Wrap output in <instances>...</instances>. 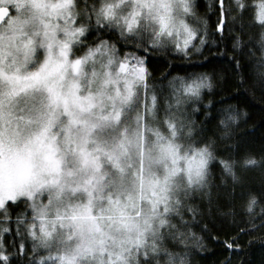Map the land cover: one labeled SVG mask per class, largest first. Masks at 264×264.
<instances>
[{
    "label": "snow or ice",
    "instance_id": "1",
    "mask_svg": "<svg viewBox=\"0 0 264 264\" xmlns=\"http://www.w3.org/2000/svg\"><path fill=\"white\" fill-rule=\"evenodd\" d=\"M200 7L0 0V264H19L13 248L24 264H189L216 146L230 138L237 115L222 109L220 135H208L196 114L207 117L211 103L198 105L215 77L167 69L178 57L211 53L232 13L251 14L264 83V0L227 8L215 0L214 30ZM244 27L231 37L241 57L251 54ZM150 54L169 61L158 69L160 88ZM219 163L239 182L235 162ZM256 204L249 194L247 211Z\"/></svg>",
    "mask_w": 264,
    "mask_h": 264
},
{
    "label": "trees",
    "instance_id": "2",
    "mask_svg": "<svg viewBox=\"0 0 264 264\" xmlns=\"http://www.w3.org/2000/svg\"><path fill=\"white\" fill-rule=\"evenodd\" d=\"M83 3V0H80ZM233 0H225L227 8ZM201 5L198 13L210 17L208 25L214 30L218 12L209 10L208 5L215 0H196ZM232 13L226 22L224 39L213 46L211 53L204 57L191 60L176 58L171 60L173 76L187 77L194 73H205L215 77L214 87L204 90L203 107L211 103L207 117L198 112L196 123L203 127L208 135H220L218 131L221 111L231 108L237 119L232 124L230 138L218 142L216 160L212 164V184L209 196L203 201L196 221L193 222V239L190 242L187 259L189 264H264V83L259 78V61L261 53L258 45L252 47L259 35V26L252 21L251 14L243 19L236 18ZM247 26V27H244ZM244 27V43L249 46L251 54L240 56L239 51L233 50L231 37L239 35L236 29ZM219 35V34H217ZM249 36L254 39L250 42ZM219 49V52L216 49ZM240 59L242 71L234 72V61ZM168 59L159 54H150V67L154 72L157 88H160L158 69L168 63ZM251 158L256 165H245L244 160ZM235 162L233 171L239 182H234L231 175L223 172L220 160ZM249 194L256 195L257 204L251 213L247 211ZM197 240L199 243H197ZM12 241L9 239L8 245ZM228 244L233 247L229 248ZM13 260L24 264L25 257L14 255ZM27 256L31 257L29 249Z\"/></svg>",
    "mask_w": 264,
    "mask_h": 264
}]
</instances>
